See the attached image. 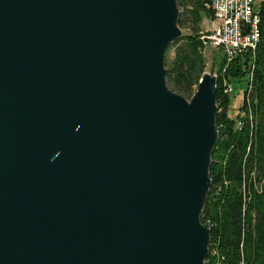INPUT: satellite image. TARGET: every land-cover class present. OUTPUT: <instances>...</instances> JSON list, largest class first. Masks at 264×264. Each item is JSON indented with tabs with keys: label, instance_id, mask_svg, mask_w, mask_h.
Instances as JSON below:
<instances>
[{
	"label": "water",
	"instance_id": "1",
	"mask_svg": "<svg viewBox=\"0 0 264 264\" xmlns=\"http://www.w3.org/2000/svg\"><path fill=\"white\" fill-rule=\"evenodd\" d=\"M176 0H0V264H205L216 79L168 90Z\"/></svg>",
	"mask_w": 264,
	"mask_h": 264
},
{
	"label": "trees",
	"instance_id": "2",
	"mask_svg": "<svg viewBox=\"0 0 264 264\" xmlns=\"http://www.w3.org/2000/svg\"><path fill=\"white\" fill-rule=\"evenodd\" d=\"M177 26L185 33L164 61L166 84L183 97L197 87L205 69L200 24L212 19L209 0H176ZM258 41L231 60L223 57L216 78L215 128L210 188L200 215L208 224L205 264H264V0L257 5ZM249 83L235 116L229 115L232 80Z\"/></svg>",
	"mask_w": 264,
	"mask_h": 264
},
{
	"label": "built area",
	"instance_id": "3",
	"mask_svg": "<svg viewBox=\"0 0 264 264\" xmlns=\"http://www.w3.org/2000/svg\"><path fill=\"white\" fill-rule=\"evenodd\" d=\"M260 0H209L213 17L211 28L201 32L204 45L231 60L245 50H251L255 22V4Z\"/></svg>",
	"mask_w": 264,
	"mask_h": 264
},
{
	"label": "rangeland",
	"instance_id": "4",
	"mask_svg": "<svg viewBox=\"0 0 264 264\" xmlns=\"http://www.w3.org/2000/svg\"><path fill=\"white\" fill-rule=\"evenodd\" d=\"M177 9H178V7H177ZM178 12L180 15L181 10L178 9ZM211 23H212V19L209 20V19L203 18V20L200 24L201 32H205L208 29H210ZM181 32H182V35L185 33L184 30H181ZM173 56H174L173 51L168 49V51L165 54L164 61L171 60L173 58ZM203 56H204V61H205V69H204L203 74H208L211 77H214L216 79L217 74H218L219 62L222 58L220 52L209 47V46H206L204 51H203ZM248 83H249V75L248 74H246L244 77H242L240 81L232 80L230 82V86L232 88V92H230L231 93L230 94V108H229V115L230 116L233 117L237 114L238 109L242 104L243 95H244V92L246 91V89L248 87ZM166 86H167L168 90L179 95L177 92L173 91L167 84H166ZM196 89H197V87L193 88V91L189 97H183L181 95H179V96H181L187 102H189L191 100V98L194 96Z\"/></svg>",
	"mask_w": 264,
	"mask_h": 264
},
{
	"label": "bare ground",
	"instance_id": "5",
	"mask_svg": "<svg viewBox=\"0 0 264 264\" xmlns=\"http://www.w3.org/2000/svg\"><path fill=\"white\" fill-rule=\"evenodd\" d=\"M257 5L255 4V22H257V26L259 23L258 16H257ZM258 41V31H254V41H251V49H254Z\"/></svg>",
	"mask_w": 264,
	"mask_h": 264
}]
</instances>
